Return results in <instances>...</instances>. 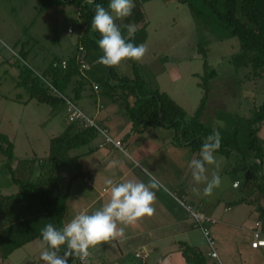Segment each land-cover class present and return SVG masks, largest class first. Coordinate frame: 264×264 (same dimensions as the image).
<instances>
[{"label":"rangeland","instance_id":"rangeland-1","mask_svg":"<svg viewBox=\"0 0 264 264\" xmlns=\"http://www.w3.org/2000/svg\"><path fill=\"white\" fill-rule=\"evenodd\" d=\"M137 1L142 6L147 23L148 37L143 43L146 52L139 61H122L116 66V72L133 78L135 64L136 73L147 86L169 96L185 113L184 120L175 128L177 130L188 126L204 96L201 83L206 59L209 71H215L216 77L210 80L208 100L200 122L206 129H218L231 147L244 151L248 141L246 120L264 103V69L255 73L250 65L238 66L235 60L239 52L238 40L219 39V34L212 32L211 25L205 23L203 16L194 15L188 5L177 0H133L134 6ZM39 7L38 0H0V134L14 144L17 157L31 153L38 171L44 165L43 161L47 162L44 156L49 154L52 138L60 136L64 126L71 121L65 101L52 106L35 99L29 100L27 89L19 86V65L29 67L46 84L49 93L58 96L52 90V80L45 71L55 60L66 61L74 57L81 46L78 39L84 34V23L76 6H51L41 13ZM120 20L115 19V23L119 25ZM141 26L139 24L136 29ZM201 40L205 42V58L198 46ZM21 50L27 53L25 61L19 57ZM85 62L92 65L89 57L85 58ZM84 74L81 73L82 76ZM78 79L74 78L69 89L77 86L75 80ZM83 89L100 88L90 83ZM68 92L65 97L90 117L84 103L79 99L71 100V92ZM257 136L264 146V121ZM238 154H215L216 171L222 179L220 187L213 190L218 198L224 194L231 198H246L257 188L264 189L261 180H247L245 170L251 163L250 159L247 157L245 161H240ZM6 163L0 162V168L5 170L7 166L3 165ZM69 166L76 169L73 163ZM262 172L264 175V163ZM235 182L238 188L232 187ZM257 193L262 195L259 191ZM38 201H34L33 210L40 221L37 226L44 227L47 224L45 212ZM253 205L256 209L257 205ZM260 213H263L261 219L264 221V212ZM197 230L200 234L196 244L209 263L211 261L205 254L209 247L203 233Z\"/></svg>","mask_w":264,"mask_h":264},{"label":"crops","instance_id":"crops-1","mask_svg":"<svg viewBox=\"0 0 264 264\" xmlns=\"http://www.w3.org/2000/svg\"><path fill=\"white\" fill-rule=\"evenodd\" d=\"M78 99L84 103L89 118L106 130L113 141H119L120 147L105 143L104 137L98 133L87 145L70 151H74L70 156H77L79 166L77 176L69 185L63 224L81 212H94L108 201L110 191L105 183L108 178L114 183L138 180L156 184L153 214L131 225H118L125 228L124 236L89 249L85 264H186L182 244L204 254L196 244L199 228L187 211L188 206L215 221L214 224H203L215 242L218 255V258H211L208 256L210 250H206L211 261L207 264H264V249L250 247L257 222L264 233L263 213H260L264 212L263 188H257L246 198H231L230 195L226 198L225 194L218 198L213 193L206 196L203 194L204 185L193 184L189 168V161L199 158V151L180 144L174 129L161 126L143 130L135 128L125 112L126 103L112 101L102 95L101 89H83ZM133 101V97L128 98L129 104L132 105ZM259 143L264 148L261 140ZM13 155L11 170L0 168V196L17 194L20 182L36 180L41 173L38 166L35 167L37 162L31 153L17 157L13 149ZM3 161L6 157L0 153V162ZM207 168V174L211 176L216 171V164L207 165ZM246 176L250 180L247 172ZM236 183L233 188L239 187ZM194 186L199 188V194L193 191ZM253 204L257 205L256 209ZM34 206V201L12 205L0 201V235L22 241L30 225L38 223ZM42 251L41 240L36 238L6 258L0 252V264H45L40 258ZM136 253L145 257L138 258Z\"/></svg>","mask_w":264,"mask_h":264},{"label":"trees","instance_id":"trees-1","mask_svg":"<svg viewBox=\"0 0 264 264\" xmlns=\"http://www.w3.org/2000/svg\"><path fill=\"white\" fill-rule=\"evenodd\" d=\"M40 2L39 13L45 9L55 7H66L67 5L76 6L79 9V17L84 23V34L78 40L81 46L74 57L66 62V68L61 67L62 60H55L45 72L52 80L53 89L58 96L49 93L46 84L34 74L26 65L20 66L19 86L24 87L29 92V100L35 99L42 104L57 106L67 98L65 93L71 92L70 99L77 100L86 84H96L102 90V95H106L112 101L123 100L126 103L125 112L135 128L142 130L152 126H161L175 129L185 118L184 111L165 93H160L147 86L136 72L137 67L133 65L134 77L121 76L116 72V66L107 67L97 63L98 57L102 55L98 48L97 41L100 36L91 29V20L94 15V4L89 0H38ZM142 1V0H141ZM149 0H143V2ZM182 4L188 5L194 15H202L208 25H211L212 32L219 34V39L235 38L239 42V52L235 60L238 66H251L253 71L264 69V0H177ZM107 8L108 0H96ZM122 35L125 39H131L135 44H143L147 40V23L145 22L142 6L139 1L133 7L132 16L120 18ZM134 22L137 28L133 37L127 34L125 25ZM205 42H199V49L203 57L207 56L204 48ZM19 57L25 61L27 53L22 50ZM90 58V69L85 71L82 76L79 70L80 60ZM57 62V63H56ZM204 80L201 83L204 89V96L200 101L199 107L195 111L187 127L175 129L177 139L180 144L190 146L193 151H199L204 137L209 135L212 130L206 129L200 122L204 115V110L209 95L210 80L216 77L215 71H209L207 60H204ZM76 87L70 88L74 78ZM48 86V85H47ZM68 92V93H69ZM133 97L131 104L128 98ZM69 100V99H67ZM264 121V103L260 105L254 115L246 120L248 141L244 151L238 150L236 146L231 147L226 138L221 137V147L217 154L229 156L236 152L240 161H245L248 157L250 162L246 172L251 180L258 179L264 183L261 176V168L264 161V150L260 146L257 136L260 126ZM98 135V131L93 127L84 128L77 121L71 122L66 126L64 132L51 140L49 154L40 166V176L34 181L28 180L26 183L20 182V191L14 195L0 196V201L5 205L21 202H32L39 200L44 210L47 223H53L57 227L63 225L65 204L68 198L70 182L77 176L78 169L77 156H70L69 152L87 145ZM0 150L6 157V166L9 170L11 162L14 160L13 143L7 136L0 134ZM247 158V159H248ZM69 163L74 164L69 166ZM70 171V173H68ZM67 180V183H65ZM37 222H40L37 220ZM42 223V222H41ZM38 223L33 222L30 230L24 234L22 241L12 238H5L0 235V252L6 258L11 252L23 244L39 238L40 230ZM1 233V232H0ZM15 240V241H14ZM41 240V239H40ZM182 256L186 264H207L205 256L198 250L193 249L187 244H182ZM63 255V249L60 252ZM68 264H81L78 256L67 257Z\"/></svg>","mask_w":264,"mask_h":264},{"label":"clouds","instance_id":"clouds-1","mask_svg":"<svg viewBox=\"0 0 264 264\" xmlns=\"http://www.w3.org/2000/svg\"><path fill=\"white\" fill-rule=\"evenodd\" d=\"M94 4V15L91 20V29L98 33V48L102 55L97 63L113 67L124 60L139 61L145 54L143 44H135L131 39H125L120 26L115 19L132 16L133 0H108L107 8L96 0H89ZM114 14V15H113ZM129 37L136 31L135 23L125 25ZM221 147V133L213 130L204 137L199 150V158L189 161L193 184L204 185L203 194L208 196L222 183L218 171L209 176L207 165L216 164V153ZM218 167V166H217ZM109 186L108 201L92 213L81 212L57 227L47 223L40 230V239L43 251L40 258L45 264H68L67 257L78 256L82 261L89 256V249L101 246L118 236H124L123 226L138 222L141 218L151 216L155 200L156 184L152 181L145 183L138 180H128L114 183L108 178L105 181ZM199 194V188L193 187ZM118 225H123L118 227ZM63 249V255H60Z\"/></svg>","mask_w":264,"mask_h":264},{"label":"built area","instance_id":"built-area-1","mask_svg":"<svg viewBox=\"0 0 264 264\" xmlns=\"http://www.w3.org/2000/svg\"><path fill=\"white\" fill-rule=\"evenodd\" d=\"M68 32L71 33L72 32L71 29H69ZM61 67L63 69L66 68V62L65 61L62 62ZM89 69H90V65L81 59L80 60V66H79L80 72L84 73L85 71H88ZM52 90L55 91L53 88H52ZM65 102L67 104V112L69 113L68 117H69V120L71 122L77 121L84 128L93 127L94 129H96L98 131L99 134H101L104 137L105 143H112L116 147H120L119 141H113L109 137L106 130L99 128L92 119L87 117L72 102H70L67 99L65 100ZM236 186H237V183H236ZM186 209L189 212L191 218L193 219L195 226L197 228H199L202 231V233L204 234V237L206 239V242H207L209 250H210V252L208 253V256H210L211 258H218L215 242L212 239L210 232L203 226L204 223L214 224L215 221L211 218L206 217L204 214L195 210L191 206H188ZM250 247L252 249H264V233L261 231L260 222H257L255 224V228H254V231L252 233V239L250 242ZM136 257H138V258L143 257L144 258L145 255H141L140 253H136ZM85 261H86V258L84 261H82L80 259L81 264H85Z\"/></svg>","mask_w":264,"mask_h":264}]
</instances>
